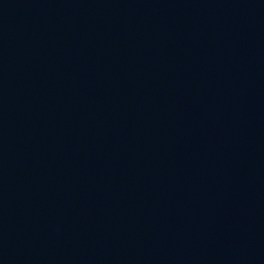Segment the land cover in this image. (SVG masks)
<instances>
[{"label": "water", "instance_id": "1", "mask_svg": "<svg viewBox=\"0 0 264 264\" xmlns=\"http://www.w3.org/2000/svg\"><path fill=\"white\" fill-rule=\"evenodd\" d=\"M0 264H264V0H0Z\"/></svg>", "mask_w": 264, "mask_h": 264}]
</instances>
